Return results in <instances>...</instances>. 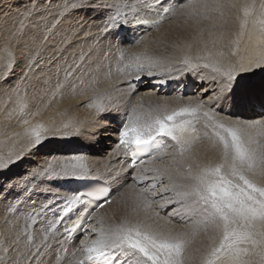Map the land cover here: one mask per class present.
<instances>
[{
  "label": "bare ground",
  "instance_id": "obj_1",
  "mask_svg": "<svg viewBox=\"0 0 264 264\" xmlns=\"http://www.w3.org/2000/svg\"><path fill=\"white\" fill-rule=\"evenodd\" d=\"M118 2L122 8L125 4L128 8L136 7L139 18H157L160 22L135 42L127 40V43L117 47L114 41L110 44L109 39L99 31L98 25L102 21L93 20L92 14L84 16L83 13L67 12L61 15L64 0H0V60L14 57L17 61L8 83H0V158L27 153L28 141L37 125L55 127L69 134L52 139L42 152L52 153L55 158L62 160L82 155L88 171V175L80 178L54 179L51 184L45 180L41 183L40 179H25V174L30 171L29 164L40 165L44 157L25 156V162L18 164L20 167L16 165L6 173L11 177L9 183L17 186L10 191L0 192V230L7 216L15 221L14 224L23 219L27 225L32 224L27 217L40 211L48 200L68 198L76 191L74 189L78 181L97 179L110 185L111 194L108 202L102 204L103 207L92 211V220L86 226L91 223L99 230L122 223L142 224L156 231L187 233L191 236V243L185 252L186 256H191L189 264H201L209 237L215 235V231L212 226H201L192 235L199 220L181 223L195 218L193 201L177 193L191 191L193 181L188 179L189 165L195 172L197 163L214 166L222 160V145L211 122L202 115L200 119L187 115L177 117L176 124L183 120L191 121L185 125L183 132L176 133L181 143L167 136H159L165 141L164 146L134 168L123 157L125 148H117L119 131L123 123L127 122L133 107L141 114L148 111L171 113L180 108L195 107L200 88L215 87L211 81L218 77L217 69L224 72L235 68L240 72L249 63L264 58V0H181L178 4L176 0H169L166 6L171 11L166 15L145 11L144 4L138 0ZM248 4L254 7L248 9L246 14L244 8ZM34 5L36 11L29 16L27 10ZM128 8L124 11L127 12ZM128 18H132L130 12ZM160 46L168 49L163 55L158 51ZM8 53L11 57H8ZM29 58L37 61L38 70L34 74L29 72L25 77ZM186 58L188 63H185ZM77 63L81 70L76 72L75 77L66 79L63 69L75 67ZM128 64L133 65L132 71L127 69ZM137 75L141 77L138 81L135 79ZM126 79H130L136 87V93L130 97L129 89L123 86ZM93 80L99 81L98 86L90 87ZM70 82L75 85L74 88L68 87ZM58 83L63 86L58 88ZM16 85L19 86L18 91ZM81 89L84 90L82 96L78 94ZM105 90L111 94L113 108H118L108 120L102 122L107 131L92 136L89 132L93 130L84 128L83 133L77 135L75 126L86 125L91 119L93 109L87 106L89 98ZM101 99L97 98L95 102ZM204 99L207 100V97ZM214 120L226 126L233 123L237 125V121L244 120L250 127L255 126L262 131L260 127L264 126V109L222 108L216 112ZM65 124L69 125L67 129L64 128ZM243 125L241 129L246 131ZM253 131H256L255 128ZM261 134L258 151H253L252 145L249 147L250 138L247 136L250 137V133L246 134L245 139L257 156L264 153V130ZM185 143L195 147L177 158V150ZM161 172H164L163 176ZM169 175L172 179L168 178ZM144 176L148 179H141L139 183L134 179ZM153 177H159L154 190L150 187L154 182ZM251 178L258 185H264V174ZM123 186L125 191L121 193V190L120 195L117 194L119 197L112 200L114 190ZM142 188H148L146 194L154 200L149 208H145L140 199ZM168 199L178 202L167 203ZM183 200L188 202L180 204ZM157 210L161 215L157 214ZM174 210L176 214L171 217L162 216ZM54 219L52 213L48 212L47 219L41 217L33 226L38 233H43L42 229H46ZM64 229L60 223V239L54 240L50 236L47 250L53 254L51 244L60 248L63 242L64 248H67L64 256L71 261L72 252L85 239V230L73 237L65 233ZM2 234L5 237L9 233L3 230ZM94 239L96 234L91 235L88 243ZM52 258L56 259L54 255ZM81 258L79 254L76 257Z\"/></svg>",
  "mask_w": 264,
  "mask_h": 264
},
{
  "label": "snow or ice",
  "instance_id": "obj_2",
  "mask_svg": "<svg viewBox=\"0 0 264 264\" xmlns=\"http://www.w3.org/2000/svg\"><path fill=\"white\" fill-rule=\"evenodd\" d=\"M144 4V10H161L158 14L166 15L171 11L169 0H138ZM181 0H176L180 3ZM191 6V5H189ZM254 7L253 4L245 5V13ZM264 7V5H262ZM125 4L123 8L118 0H64L61 15L67 12L83 13L84 16L92 14V19H100L102 23L98 25L99 31L104 34L109 42H115L116 46L127 43V38L121 35V31L133 22L147 23L139 19V10L136 7L128 8ZM36 11L35 5L27 10L30 16ZM131 13V20L128 18ZM159 20L152 21L153 25ZM47 39V37L45 38ZM62 55V53H61ZM8 57L11 54L8 53ZM83 59V57H81ZM17 61L14 57L0 60V83L7 84L15 71ZM185 63H188L187 58ZM38 70L37 61L29 58L26 66L25 77L28 73H35ZM81 67L77 63L75 67L69 66L63 69L65 78L75 77L76 72ZM140 69H138L139 71ZM218 72V77L211 81L215 87H201L198 103L195 107H184L173 110L171 113H161L159 111H148L141 114L133 107L128 115L127 122L123 123L119 131L117 148L123 146L131 152L133 159L130 167L136 166L138 155L150 154L149 149L155 142L157 136H167L173 141L181 143L177 132H183L185 125L191 123L190 120H183L176 124V118L189 116L193 119H200L201 115L206 121L211 122V126L222 145V160L220 163L201 166L196 164L197 171L193 172L189 165L188 179L193 181L191 191L177 193L178 196L191 198L194 204L193 212L202 216L193 229L194 235L201 226H212L215 235L209 237V244L201 257V264H264V185H258L251 178L258 174H264V153L257 156L246 144L241 136L238 126H226L224 123L214 120V115L222 108L233 110H247L259 107L264 109V58L253 61L250 70L237 72L235 68H230L224 72ZM151 75V73H149ZM23 79V78H22ZM141 79L139 75L135 78ZM84 81H81V85ZM99 81L93 80L90 87L98 86ZM203 85V80L201 81ZM58 83L57 87H62ZM129 89V97L136 93V87L130 79L124 81V85ZM68 87H75L71 82ZM18 91L19 86H15ZM207 97V100L204 99ZM97 98H102L100 102H95ZM87 106L93 109L91 119L86 125L77 124L74 132L77 135L83 133L84 128L92 129L89 135L96 136L107 131V127L102 123L108 120L113 111V100L108 90L94 93L89 98ZM23 107V106H22ZM203 109L202 113L201 110ZM26 124L27 120L24 121ZM68 124L64 125L67 129ZM33 135L28 141V151L25 154L9 155L0 158V192L10 191L17 185L9 183L11 177L6 173L21 163L25 162V156H43L40 165L29 164L30 171L25 174V179L31 177L32 180H45L51 184L54 179L69 177H83L88 175L87 165L84 156H72L70 159L55 158L52 153H43L42 149L51 139L58 136H66L69 133L58 128H44L37 125L33 128ZM134 146V147H133ZM185 149L180 148L183 155ZM164 172H161V176ZM169 179L172 177L169 175ZM137 183L141 179H148L147 176L134 178ZM151 189L156 188L155 181L159 177H153ZM50 190V189H49ZM148 188L141 189L140 199L143 206L149 208L154 200L146 193ZM107 190L99 191H79L76 190L68 198L56 197L44 203L41 210L34 215H29L27 228L33 227L38 220L43 217L47 219V213L51 212L54 220L50 221L46 229H42L44 236L39 244L34 243L31 235L28 240L35 247V251L28 249L27 253L20 254L18 249L12 245L4 247L0 252V264H43L42 257L47 253L42 248H48L50 236L54 240H59L58 225L63 221L66 214L73 212L77 204L84 205L83 211L76 209L79 215L71 225L66 226L65 233L71 235L80 229L85 230V239L80 242L72 252L73 259L67 260L66 256L57 254L56 264H189L191 256H186V248L191 243V236L187 233L161 232L153 230L150 226L142 224L128 225L125 223L109 228L101 227L97 230L91 223L92 216L88 215L91 208L89 198L107 201ZM62 201V202H61ZM171 199L167 203H177ZM103 207L102 204L98 205ZM176 214V210L169 214V217ZM91 229L89 232L88 229ZM55 229V231H54ZM92 234H96V239L88 243ZM60 248L66 252L63 242ZM16 252L14 259L11 253ZM81 259H76L77 255Z\"/></svg>",
  "mask_w": 264,
  "mask_h": 264
},
{
  "label": "rangeland",
  "instance_id": "obj_3",
  "mask_svg": "<svg viewBox=\"0 0 264 264\" xmlns=\"http://www.w3.org/2000/svg\"><path fill=\"white\" fill-rule=\"evenodd\" d=\"M162 48V49H161ZM166 50H168L167 48H166V46H160L159 47V49H158V51H159V53L160 54H165L166 53ZM162 54V55H163ZM250 65H251V63H249L248 64V66L247 67H245V69H243V70H245V71H247V70H250ZM127 69L129 70V71H132V69H133V65L132 64H128L127 65ZM83 89H81L80 90V92H78V94H80L81 96H82V94H83V92H84V90L82 91ZM83 102V101H82ZM77 103H79V102H77ZM81 105V107H82V103L80 104ZM77 107H79V104H77ZM80 108V107H79ZM244 121V120H243ZM243 121L241 122V120H239V121H237V123L240 125L239 126V128L241 129V127H242V125L245 123V124H247V121H244V123H243ZM240 123H243L242 125L240 124ZM237 124V125H238ZM243 125L244 126V128L246 127V131H242V130H245V129H241V133L243 134H241V136L243 137V139L245 140L246 139V134L248 135V133H250V137H248L247 136V138H250L248 141V143H250L249 144V147L251 146V148L253 149V151H255V150H257L258 151V149H257V147H258V145L259 144H261V136H262V134H261V132L264 130V126H261L260 128V130H262V131H259V130H257L256 129V127L254 126V128H255V130L257 131H253L254 130V128L252 127V129H251V127H250V125ZM233 125H234V123H233ZM235 125H236V123H235ZM236 125V126H237ZM228 126H231V125H228ZM248 127V128H247ZM250 127V128H249ZM250 130V131H249ZM251 131H253L252 133H251ZM245 132H248V133H246V134H244ZM258 133V134H257ZM253 134V135H252ZM254 134H256V135H254ZM69 136H73V135H69ZM253 136H255V137H253ZM261 137V138H260ZM260 139V140H259ZM52 140V139H51ZM51 140L49 141V142H51ZM247 140V139H246ZM245 140V141H246ZM255 140V141H254ZM247 142V141H246ZM254 142V143H253ZM181 146H183L184 147V149H185V152L183 153V155H186V153L189 151H191L195 146L192 144V145H190V146H188V144H183V145H181ZM181 146L179 147V149L177 150V152H179L178 154H177V158H179L180 156L182 157L183 155H180V148H181ZM248 146V145H247ZM256 147V148H255ZM187 150V151H186ZM259 156V155H258ZM180 157V158H181ZM19 167H20V165H18ZM138 187V186H137ZM124 188V186L122 187V188H117V190H114V193H113V195H112V200L113 199H115V198H118L119 196L117 195L118 193H119V195H120V191L121 190H123V191H121V193L122 192H124L125 190V188ZM139 188V187H138ZM135 191L137 190V188H135L134 189ZM178 191V190H177ZM180 192V191H179ZM115 197V198H114ZM187 200H190L191 198H186ZM181 201L180 202V204H184V203H187L188 201ZM193 206V208H194V204L192 205ZM179 207V206H178ZM180 208H182V207H180ZM193 208H192V210H193ZM155 209V208H154ZM39 211V210H38ZM106 212V211H105ZM157 212V214H159V215H161V213L160 212H158V210L156 211ZM104 214H106V213H104ZM195 214V213H194ZM6 215V214H5ZM22 216H23V214H22ZM162 216L163 217H169V215L167 214H165V213H163L162 214ZM9 218V219H8ZM203 219V217L202 216H199V215H196L195 214V218L194 219H191L190 221H188V222H186V223H181V224H188V223H193V222H195L196 220H202ZM5 221H8V223L7 222H5ZM5 221L2 223V230H0L1 232H0V252H2V249L4 248V247H7L8 246V244L9 245H12V246H14V247H16L17 249L19 248L20 249V251L18 250V252H20V254H25L27 251H28V249H31L32 251H35V247H34V245H31L32 243H30L29 242V240H28V236L29 235H31L32 237H33V239H34V243L35 244H39L40 243V241L43 239V233H38L37 232V230L34 228V226L33 227H31V228H27V231L25 230L26 229V226H27V221L25 220V219H23V220H21V221H18L17 223H13V222H15V221H13V220H11V218H10V216H7V217H5ZM7 223V224H6ZM11 223V224H10ZM13 223V224H12ZM4 224V225H3ZM10 226V227H9ZM15 226H17V227H15ZM15 227V228H14ZM6 228V229H5ZM17 231H16V230ZM5 231L6 233H9V234H7V236H3V234H2V231ZM8 230V231H7ZM10 230V231H9ZM14 233H13V232ZM20 231H21V233H20ZM24 233V234H23ZM34 233V234H33ZM36 233V234H35ZM23 235V236H22ZM11 236V237H10ZM22 236V237H21ZM21 238V239H20ZM1 239L3 240V241H1ZM6 240V241H5ZM8 240V241H7ZM26 240V241H25ZM38 240H40L39 242H38ZM23 241H24V243H23ZM5 242V243H4ZM10 242V243H9ZM38 242V243H37ZM22 243V244H21ZM56 243V242H55ZM19 244H20V247H21V245H22V249L19 247ZM28 244V245H27ZM33 246L32 248H31V246ZM1 245H3V247L1 246ZM18 245V246H17ZM25 245V246H24ZM52 246H53V249H54V252H53V254L51 253V255L53 256L54 255V257L56 258V256H57V254H60V255H65V253L66 252H64L61 248H59V246H56L55 247V244H51ZM51 245H50V248H51ZM26 247V248H25ZM65 249H67L66 247H65ZM22 250V251H21ZM42 251L43 252H45V253H47L48 252V250H47V248H42ZM24 252V253H23ZM13 253H14V255H13ZM13 253H11V256L15 259L16 257H17V253L16 252H13ZM50 253L48 252L46 255H44L42 258V261H43V264H56V259L55 260H53V258H52V256L50 255ZM49 257H50V259H49ZM44 259H45V263H44ZM20 264H26V261H20Z\"/></svg>",
  "mask_w": 264,
  "mask_h": 264
}]
</instances>
